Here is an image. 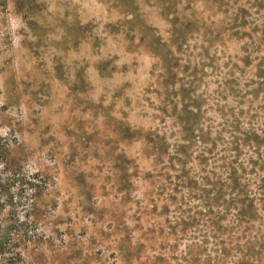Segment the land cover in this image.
Here are the masks:
<instances>
[{
  "label": "rangeland",
  "instance_id": "obj_1",
  "mask_svg": "<svg viewBox=\"0 0 264 264\" xmlns=\"http://www.w3.org/2000/svg\"><path fill=\"white\" fill-rule=\"evenodd\" d=\"M239 9L264 21V0H0V264L213 260L179 118L214 154L220 107L250 105Z\"/></svg>",
  "mask_w": 264,
  "mask_h": 264
},
{
  "label": "trees",
  "instance_id": "obj_2",
  "mask_svg": "<svg viewBox=\"0 0 264 264\" xmlns=\"http://www.w3.org/2000/svg\"><path fill=\"white\" fill-rule=\"evenodd\" d=\"M247 15V10L239 9L234 35L251 40V49H244L246 56L241 60L255 69L241 96L250 105L239 107V112L220 107L224 123L219 141L225 144L214 154L203 146L207 133H196L201 117L196 107L183 109L179 118L182 139L176 161L185 163L195 149L202 163L196 175L182 170L181 183L201 207L194 214L198 218L190 209L186 211L187 222L205 229L198 249L201 256L210 245L211 264H264V21ZM252 53H262L254 57V63H250Z\"/></svg>",
  "mask_w": 264,
  "mask_h": 264
}]
</instances>
